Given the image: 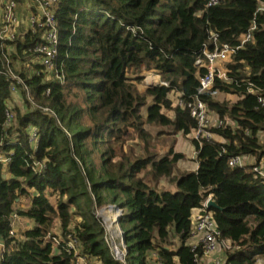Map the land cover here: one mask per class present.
<instances>
[{"label": "trees", "instance_id": "16d2710c", "mask_svg": "<svg viewBox=\"0 0 264 264\" xmlns=\"http://www.w3.org/2000/svg\"><path fill=\"white\" fill-rule=\"evenodd\" d=\"M261 1L207 7L208 0H59L51 81L22 73L29 102L22 87L11 97L0 75V154L9 159L0 164V264H72L63 246L55 249L47 239L60 236L65 243L68 234L93 264H154V253L163 264H197L202 248L192 252L187 245L190 214L209 196L219 206L211 209L219 242H229L225 263L253 264L254 256H264V180L251 167L228 165L239 156L255 163L264 158V106L258 103L264 99V14L255 15ZM253 22L252 41L222 66L226 79L216 77L199 96L223 126L210 129L215 139H196V121L176 105L198 93L205 68L195 61L212 48L211 33L235 47ZM38 43L37 35L18 37L8 43L15 49L11 59L40 72L29 52ZM146 72L163 85L143 83L140 90ZM215 92L233 100L219 101ZM16 99L21 106H13ZM7 110L13 114L8 126ZM145 125L167 129L157 138L191 136L197 170L175 177L184 155L172 146L160 150ZM32 127L39 137L35 150ZM35 161L45 162L41 174L31 169ZM109 205L122 211L124 262L113 257L96 216ZM13 213L34 224L21 239L9 235ZM57 223L60 235L53 233ZM172 236L179 242L174 249L167 247Z\"/></svg>", "mask_w": 264, "mask_h": 264}, {"label": "built area", "instance_id": "2783aa9c", "mask_svg": "<svg viewBox=\"0 0 264 264\" xmlns=\"http://www.w3.org/2000/svg\"><path fill=\"white\" fill-rule=\"evenodd\" d=\"M30 1L32 2L33 6L25 4L29 13L25 17L26 27H23L24 31H22L20 30V13L17 10L19 5H22L21 0H0V75L5 79L6 82L9 83L11 97H16L18 95L19 88L22 87L27 100L32 102L30 90L25 83V79L18 75L15 71V69L18 67L17 62H14L11 59V55L15 53L14 46L9 45L8 43H14L18 37L28 33L31 35H37L40 43L36 44L32 49L29 50V52H31L32 56H35V61L37 65L41 67V71H33V74L41 75L45 83L51 81L54 74L55 60L58 53L59 44L58 25L55 15L59 0ZM220 1L221 0H208L207 7L217 6ZM257 13L264 14V1L258 3L255 15ZM255 30L256 26L253 22L248 31L239 37V43L235 47H231L227 44H219L217 34H210L212 48H205L202 54L195 61V65L197 67L205 68L204 75L199 79L197 95L186 102H184L180 97L176 101V105L178 107L189 110L191 118L197 123V129L193 134L194 138L197 139L202 137L206 139H215L213 134L209 132L210 129H219L223 126V122L221 120L218 118L216 120L213 119V114L208 111L206 104L199 98V96L212 89L214 79L216 77L223 80L226 79L225 72H220L217 67H222L235 51L242 49L245 44L251 42L253 32ZM157 82L163 85L159 79ZM250 92L252 93V91ZM48 94L49 89L46 91V95ZM258 103L264 106V99L262 97H258ZM42 110H44L45 113H51L48 108H44ZM12 120L13 114L7 110V126L12 122ZM28 134L29 143L32 149L35 150L39 140L37 131L32 127L28 130ZM247 158L248 157L241 156L232 158L228 161V165L232 168L246 167L245 161ZM8 160L9 159L6 156L0 154L1 165L5 166L8 163ZM250 160V171L256 177L264 180V158L258 163H255L251 158ZM31 169L35 174H41L45 169V162L35 161L31 166ZM210 198L211 197L209 196L200 207L191 211L190 230L187 245L191 248L192 252H194L198 247L202 248V256L197 260V264H227L225 263V259L223 261L220 259L219 253L217 252L220 233L218 231L212 211L207 208V202ZM108 208L109 210H112L111 206ZM117 212H119V210H117ZM104 213L105 209H101V217H103ZM19 220L20 219L16 213H13L10 216L11 229L9 235L11 237H15L16 229L14 226ZM117 230L119 232V238H121V230L119 225ZM67 238V242L63 243L60 236L47 237L48 241L51 242L55 249L56 247H60V245L63 246V250L71 255L72 264H92V260L80 253L81 248L76 238H73L70 234L67 235ZM1 246V250H3V244ZM109 246L113 257L118 261L124 262L125 257L127 256V250L122 242V239H120V242L118 243H109ZM152 256L154 259V264H163L155 253Z\"/></svg>", "mask_w": 264, "mask_h": 264}, {"label": "rangeland", "instance_id": "374dc122", "mask_svg": "<svg viewBox=\"0 0 264 264\" xmlns=\"http://www.w3.org/2000/svg\"><path fill=\"white\" fill-rule=\"evenodd\" d=\"M21 2H22L21 3L22 5H19V7H18L17 10L20 13V19H21V29L20 30L24 31L23 27H26L25 26V17L29 13V11H27V7L25 6V4H28L29 6H33V4H32V2L30 0H21ZM0 5H1V3H0ZM217 68H218V70L220 72L223 69L222 67H217ZM15 71H16V73L18 75H21L23 73V75L26 76L27 78L31 77L32 74H33V70L30 67H26V66L17 67V69H15ZM151 77H152V75L151 74L149 75V73H147V72L144 74L143 82L138 83V86H139V89L140 90L143 89V83L146 84V85H148V84L150 85L151 83L153 84V83L157 82L156 81V78H154V77L151 78ZM213 97L215 99L219 100V101H222V100L224 101L225 99L226 100L227 99H232L233 100V98L227 97L226 95H223V94H221L219 92H215L213 94ZM14 105L21 106L22 103H20V100L16 99L15 102H13V106ZM213 116H214V114H213ZM213 119L216 120L217 119V116L215 115V118H213ZM145 129L147 131H149L153 135V137H156V139L153 141V144L158 145V147H159L160 150H162L163 148L166 149L168 146H173V145H174L175 149H177V150H183V149H185V147L186 148L191 147L189 141H185V140H184L185 141L184 142L185 147H184V145L181 142V138H179V140H180L181 143H178L177 140H174V141L172 140L171 141L169 139L170 136H163V137L157 138V133L160 132L161 129L162 130H167V129L150 127V126H147V125H145ZM190 139L191 138H189V140ZM170 141L172 143H170ZM129 143H131L134 146L136 144L133 140L129 141ZM168 143H170V145ZM245 164H246V167H250L251 160H250L249 157L246 159ZM172 191H174V188L172 189ZM19 207H23V202H21L19 204ZM103 209H105V213L103 214V217H101L102 215L100 214V210L98 211V214L96 216L99 218V220L102 223V225L104 226L105 230L108 232V236H107L108 242L109 243H111V242H118L119 239H121V238H119V234L116 233V234H118V236L115 237L113 234H111L110 229H111L112 226L116 225L117 218L120 216V213L117 212L116 209H112V210H109V209H106V208H103ZM109 212H112V213H110V215L108 217V221H107V218H105V215H107V213H109ZM112 219L115 222H112L111 221ZM22 220L24 222H22ZM22 220L20 219L18 222L15 223V226H14L15 229H16V234H15V237H14L15 239H21V237H20L21 229L23 231L25 229V223L26 222H25L24 219H22ZM74 223L75 222H72L71 223L72 224L71 226H73ZM53 233H57L59 235L61 234V231H60V228H59V224L58 223L55 225V227L53 229ZM178 244H179V242H178L177 237L172 236L171 241L167 245V247L170 248V249H174L176 246H178ZM225 248H229V242L227 241L225 243V246H223L222 243L219 242V246L217 248L218 249L217 252L219 253L220 259H222V261L225 259V256H226ZM254 258L255 259H254L253 264H264V256H254ZM92 262H93V260H92Z\"/></svg>", "mask_w": 264, "mask_h": 264}, {"label": "crops", "instance_id": "0c3cea01", "mask_svg": "<svg viewBox=\"0 0 264 264\" xmlns=\"http://www.w3.org/2000/svg\"><path fill=\"white\" fill-rule=\"evenodd\" d=\"M150 74L152 75V77L156 78V81L158 80L157 76H154L152 73H149V75ZM214 118H215V115H214ZM179 138H181V142L184 145V147H185V144H184L185 141H189L191 147H189V148L185 147V149H183V150H177V149H175L174 145L172 146L176 153H181L185 157L184 160L178 162V164L176 165V168L174 170V176L175 177H178L180 174L185 173V172H195L197 170V163L195 161V148H194L193 144L191 143V139L189 140V138H191V136L184 137V136H181L180 134H177V135L170 136L169 139L171 141L177 140L178 143H181ZM171 141H170V143H172ZM170 143H168V144L170 145ZM168 147H170V146H168ZM162 186L165 188H170V189L173 188V185H166L163 183H162ZM22 222H24V221L22 220ZM25 222L26 223H25V229L24 230L30 229L34 225L31 221L25 220ZM21 231H23V230L21 229ZM2 244H3L2 241H0V250L2 249V246H1Z\"/></svg>", "mask_w": 264, "mask_h": 264}, {"label": "water", "instance_id": "95a60500", "mask_svg": "<svg viewBox=\"0 0 264 264\" xmlns=\"http://www.w3.org/2000/svg\"><path fill=\"white\" fill-rule=\"evenodd\" d=\"M207 208L209 209V210H211V209H219V206L210 198L209 200H208V202H207ZM115 209L116 210H119V212H120V216H121V213H122V211L118 208V207H115ZM120 216L117 218V222H116V226L118 227V225H119V221H120ZM120 236H121V239H122V242H123V244H124V234L121 232V234H120Z\"/></svg>", "mask_w": 264, "mask_h": 264}, {"label": "bare ground", "instance_id": "6f19581e", "mask_svg": "<svg viewBox=\"0 0 264 264\" xmlns=\"http://www.w3.org/2000/svg\"><path fill=\"white\" fill-rule=\"evenodd\" d=\"M151 78H152V77H151ZM113 219H114V218H113ZM113 219H112L111 221H112V222H115ZM107 221H108V220H107ZM115 231H117V232H115ZM110 232H111L115 237H117L118 234H119L116 225H114V226L111 227ZM116 233H118V234H116Z\"/></svg>", "mask_w": 264, "mask_h": 264}, {"label": "clouds", "instance_id": "9594fccd", "mask_svg": "<svg viewBox=\"0 0 264 264\" xmlns=\"http://www.w3.org/2000/svg\"><path fill=\"white\" fill-rule=\"evenodd\" d=\"M153 75H154V74H153ZM154 76H156V75H154ZM148 85H149V84H148ZM150 85H152V84H150ZM211 199H212V198H211ZM110 206L112 207V209H115V207H116V206H113V205H109V206L106 207V209H109L108 207H110Z\"/></svg>", "mask_w": 264, "mask_h": 264}]
</instances>
